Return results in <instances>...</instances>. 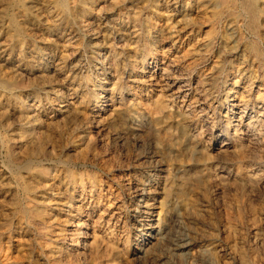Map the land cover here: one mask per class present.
<instances>
[{
  "label": "bare ground",
  "instance_id": "obj_1",
  "mask_svg": "<svg viewBox=\"0 0 264 264\" xmlns=\"http://www.w3.org/2000/svg\"><path fill=\"white\" fill-rule=\"evenodd\" d=\"M101 1L103 22H132L92 38L84 69L58 40L79 34L72 4ZM23 75L78 130L35 140L25 90L20 147L0 151V264H192L198 247L264 264V0H0V100Z\"/></svg>",
  "mask_w": 264,
  "mask_h": 264
},
{
  "label": "rangeland",
  "instance_id": "obj_2",
  "mask_svg": "<svg viewBox=\"0 0 264 264\" xmlns=\"http://www.w3.org/2000/svg\"><path fill=\"white\" fill-rule=\"evenodd\" d=\"M105 4H107V3L101 1L100 3H97L90 11L84 9V7H82V6H77L76 4H72V5L75 6V9L74 10H75V12L77 14V15L75 14L77 18H76V22L73 23V27L76 30L79 31V34L76 35L77 37L75 36V37H73L71 39H68V40H65V41L62 39V41H63L62 43H61V39L58 40V42L60 44H62V47L61 48H63L62 49L63 50V53L71 61H75V63H77V65L81 64V67H84V69H87V64H85L86 61H82L83 58L81 57L82 59L81 60H78L79 62H81V63H79L77 61V59L80 58L81 53H83V52L89 53L90 52V50L92 49V47H91L92 38L97 37V35L100 36L102 33H105L106 32L105 30L106 29L109 30L110 26H112L116 22H119L120 21V22H123V24H128V25L131 24V22H132V19H130V17H128V15H127V11L124 10L122 13H125V14L124 15L122 14V16L119 15L118 12H115L113 14L112 13L111 14L109 13V15H113L114 17L112 16V19H111L112 21L109 23L110 25L106 24V21L103 22V19L101 18L102 15H104L103 13H106V11L103 9L104 7H102ZM76 8H78V9H76ZM160 9L163 10L162 8H160ZM85 11H87L89 13H87ZM85 13H86V15H85ZM80 15L82 16V18H81ZM105 16H107V15H104L103 17H105ZM69 20L71 21L72 18H70V19L68 18V21ZM95 21H97V22H95ZM103 24H105V25H103ZM52 26L53 25H51V27ZM106 26H108V27H106ZM51 27H50V29H51ZM53 33H54V31H53V27H52V29L49 31V34H50L49 35V38L50 39H52L54 37L53 36ZM78 52H80L79 53L80 55L78 54ZM70 56H71V58H70ZM100 58L102 60L104 59L101 64L107 65L108 59L106 57L103 58L102 55H101V53L97 54V56L95 57V59H97V60L100 59ZM83 65H85V66H83ZM69 66H71V65H69ZM70 73L71 72H70V70L68 68L65 71L64 74H66V76L69 75L68 77H70V75H71ZM107 80H108V82H107ZM28 81H29L28 80V76H25V75L21 76L20 77V80H19V83H18L19 85H16L15 89H13L14 92L11 91L12 92L11 93V92L4 91V95L2 96V98L0 100V136H2V137H0V148H1L0 151L1 152H5L6 153L7 150L9 151L10 149H18L20 147V144H19L20 143V135L19 134H20L21 130H24L25 131V129H27L25 127L23 128V126L20 124L21 114H22L21 112L24 111V109L27 110V109L30 108L28 106V104H26V102L24 100L25 99V90H27L29 88H32V89H34L36 91V93H35V91L32 90L33 93L36 94V97L39 100L38 102H36V106H35L37 109L31 107L30 108L31 110H29V112H31L33 110L29 114H30L31 120H32L31 127L33 128L34 137L36 136L35 140L40 141V140L45 139L46 136H47V134H48V130L50 129V131H49L50 133L51 132H54V133H51L50 134V140H53L54 139L57 142H62V140H64V138L65 139L71 138V136H73V134L76 133V131L78 130V129L75 130V125L70 124L69 122H66L65 119L63 118V116L59 115V113H58L59 105L58 104H59L60 101L59 100L57 101V99H55L56 97L54 95H52L53 93H48L47 94L43 90L37 89L35 87V85H31L30 84V81L29 82ZM89 82L91 83L90 86H92L96 82L97 83V89H98V91H100L101 85L102 86L103 85H106L107 88H110L111 87L110 80L107 79V77L104 76V75H99V76L98 75H93L92 80H90ZM25 84L27 86H25ZM29 85H31V86H29ZM64 85H66L65 82H64ZM22 86H23V88H22ZM62 87H63V85H62ZM60 91H61V89L59 90V93H60ZM16 94H17V96H16ZM19 95H21V96H19ZM8 99L10 100V102L8 101ZM46 104H48V105H46ZM51 105L53 107H51ZM72 108H73V110H77V106L76 105L75 106L73 105ZM15 117H17V118H15ZM43 118L46 119V120H44ZM13 122H15V123H13ZM43 123H45V124H43ZM37 130H39V131H37ZM40 135H42V136H40ZM83 140H84V133L81 132L80 138L76 139V142H77L76 144L79 145L80 143H82ZM4 149H5V151H4ZM0 173H5V170H3L1 166H0ZM200 204L205 207V205H204L205 202H201ZM200 204H198V205L201 208V205ZM201 211H202V215L203 216H201V218L198 217V218H200V220L196 219L194 216L191 217V219H192V226L194 227V225H196V226L203 227V230L201 231V233H197V235H198V237H200V241L207 242L208 240H210L211 238H213L215 236L216 229H215L214 225L213 226H209L207 224V222L205 223L203 221V217L205 215L204 212L206 210H204V211L201 210ZM202 221L204 222V225H203ZM179 231L182 232V233H186L187 232V229L184 226H180ZM160 248L158 250L160 252H158V253H163V251L166 250V244L162 243V245H161ZM130 256L131 257L133 256L132 257L133 259L132 258L131 259H132V261H133L134 264H136V263L137 264H157L158 261H159L158 259H155L153 261L151 259V261H149L150 259L148 257H144V256L137 255V254H135V256H134L133 253H132V255L130 254ZM136 257H137L138 260L136 259ZM166 258H167V260H169L171 262L174 261L175 264H190L188 262V257L185 254H182V253L170 254ZM192 258H193L192 259V261H193L192 264H216L215 262L210 261V260L207 259V257H206V251L203 250V247H198L197 250L194 252ZM141 261H142V263H141ZM146 261H148V262H146Z\"/></svg>",
  "mask_w": 264,
  "mask_h": 264
}]
</instances>
